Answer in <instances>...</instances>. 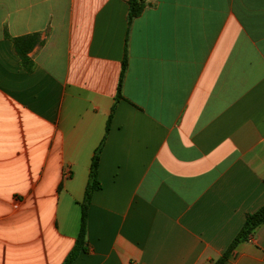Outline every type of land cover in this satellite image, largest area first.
I'll return each instance as SVG.
<instances>
[{
	"label": "crops",
	"instance_id": "1",
	"mask_svg": "<svg viewBox=\"0 0 264 264\" xmlns=\"http://www.w3.org/2000/svg\"><path fill=\"white\" fill-rule=\"evenodd\" d=\"M144 1L0 0V264L64 263L102 143L70 264H211L264 204V0Z\"/></svg>",
	"mask_w": 264,
	"mask_h": 264
},
{
	"label": "trees",
	"instance_id": "2",
	"mask_svg": "<svg viewBox=\"0 0 264 264\" xmlns=\"http://www.w3.org/2000/svg\"><path fill=\"white\" fill-rule=\"evenodd\" d=\"M129 23L133 21L134 18L140 16L145 9V1L144 0H129ZM29 42L26 46L25 42ZM37 42L36 35H32L29 37H21L16 39V49L19 55L22 58L25 66L29 69V59L27 56V51L29 47H32ZM24 45L26 47H24ZM127 68V60L123 62V69L120 78V83L118 86V94L117 97H122L121 88L123 84L124 75ZM109 121L107 125V130H109ZM103 143L96 149L95 154L93 156L89 181L86 186L84 199L81 203V226L78 237L76 239V243L68 256L66 257L63 264H70L73 260H75L82 252L88 251V243H87V225H88V210L92 200L93 193L101 187V183L98 178V170H99V161H100V153L102 151ZM264 223V204L256 211L251 212L247 215L246 220L238 234L234 237L228 248L224 251V253L217 259H215L211 264H225L227 260L234 254L237 246L249 240L256 228Z\"/></svg>",
	"mask_w": 264,
	"mask_h": 264
}]
</instances>
